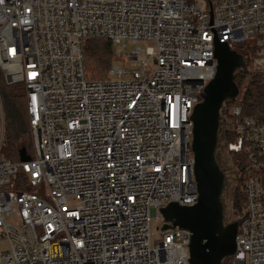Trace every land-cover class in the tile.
I'll return each instance as SVG.
<instances>
[{
	"label": "built area",
	"instance_id": "2783aa9c",
	"mask_svg": "<svg viewBox=\"0 0 264 264\" xmlns=\"http://www.w3.org/2000/svg\"><path fill=\"white\" fill-rule=\"evenodd\" d=\"M94 39L131 48L105 80L84 67ZM217 41L247 64L222 109L246 217L224 264H264V121L240 105L264 76V0H0V73L25 87L35 146L3 155L0 91V264H190L193 233L163 232L160 210L198 203L192 117Z\"/></svg>",
	"mask_w": 264,
	"mask_h": 264
},
{
	"label": "water",
	"instance_id": "95a60500",
	"mask_svg": "<svg viewBox=\"0 0 264 264\" xmlns=\"http://www.w3.org/2000/svg\"><path fill=\"white\" fill-rule=\"evenodd\" d=\"M215 59V78L201 95L202 102L196 106L192 117L198 203L192 207L171 203L160 210L163 232L181 229L193 233L189 245L190 264H224V260L234 257L239 228L246 219L226 222L223 195L228 179L220 167L217 152L223 104L229 98L238 97L240 90L235 74L238 69L247 71V64L243 55L219 41L215 44ZM29 160L26 150H22L20 161Z\"/></svg>",
	"mask_w": 264,
	"mask_h": 264
},
{
	"label": "trees",
	"instance_id": "16d2710c",
	"mask_svg": "<svg viewBox=\"0 0 264 264\" xmlns=\"http://www.w3.org/2000/svg\"><path fill=\"white\" fill-rule=\"evenodd\" d=\"M84 67L89 80L106 77L113 65L112 58L115 52L112 44L104 39L87 40L83 43ZM88 68L93 70V76L89 77ZM96 73V74H95ZM240 78H236V83L241 86ZM264 76L259 77L255 83L249 84L243 95L240 105L243 107L244 115L257 118L264 121ZM0 89L4 109L9 120V130L6 133L7 140L3 147V155L12 162H20V152L26 150L27 156H30L32 141L30 122L28 116L27 96L23 86H7L0 75ZM31 136V137H30ZM220 138L232 141L231 136L224 135L223 129L220 131ZM235 157V161L237 157ZM240 166V170H241ZM245 197L240 191V186L235 188V195L232 203L233 216L239 219L244 214Z\"/></svg>",
	"mask_w": 264,
	"mask_h": 264
},
{
	"label": "rangeland",
	"instance_id": "374dc122",
	"mask_svg": "<svg viewBox=\"0 0 264 264\" xmlns=\"http://www.w3.org/2000/svg\"><path fill=\"white\" fill-rule=\"evenodd\" d=\"M244 46L246 48V47H248V44H246ZM143 47L145 48L146 45L143 44ZM130 52H131V48L128 47V49L123 50L122 57H117L115 55V57L112 58V60H114L113 66H120L121 67V64L125 62V58H126V56H128L130 54ZM93 74H94L93 70H90V72H89V68H88L89 77L93 76ZM0 75H1V73H0ZM107 77L105 75L104 77L102 76V77H99L98 79H106ZM3 82H5L4 79H3ZM5 84H6V82H5ZM18 85L23 86L21 84H18ZM244 87H245V85H244ZM24 89H25V87H24ZM0 91H1V89H0ZM25 93H26V90H25ZM1 96H2V91H1ZM2 101H3V99H2ZM5 114H6V133H7V131L9 130V120H8L6 111H5ZM6 140H7V137L5 138V142H6ZM30 141H32V145H31V150H30L29 154H30V156L34 157L35 156V146H34L33 138H30ZM223 142H224V140L222 138H220L217 155H218L219 164H220L221 169L225 172V174H227L229 176V178H227L228 179L227 180V187H226L224 195H223V200H224V205H225L226 222L230 223V222L238 220V219H235V216H233V210H232V203H233V199H234V195H235V188H236L235 186L236 185L233 182V178L231 175L234 173V166L233 165L235 164V157L232 154H229L227 152L226 148L223 145ZM161 236H162V234H161V230H160V223L154 221L152 223V243H153V245H156L157 243L160 242ZM7 249H8L7 245H0L1 251H6Z\"/></svg>",
	"mask_w": 264,
	"mask_h": 264
}]
</instances>
